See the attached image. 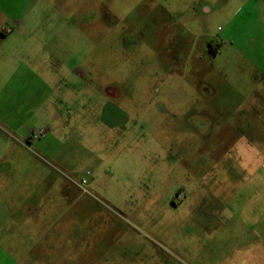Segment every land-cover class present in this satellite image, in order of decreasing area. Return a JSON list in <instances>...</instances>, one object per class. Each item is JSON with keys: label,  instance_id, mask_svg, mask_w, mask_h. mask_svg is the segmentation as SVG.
<instances>
[{"label": "rangeland", "instance_id": "374dc122", "mask_svg": "<svg viewBox=\"0 0 264 264\" xmlns=\"http://www.w3.org/2000/svg\"><path fill=\"white\" fill-rule=\"evenodd\" d=\"M240 1L0 0V264H264Z\"/></svg>", "mask_w": 264, "mask_h": 264}, {"label": "crops", "instance_id": "0c3cea01", "mask_svg": "<svg viewBox=\"0 0 264 264\" xmlns=\"http://www.w3.org/2000/svg\"><path fill=\"white\" fill-rule=\"evenodd\" d=\"M227 27L223 44L237 45L236 56L261 72L264 78V0H241L228 18ZM214 50V54L219 53V48L214 47Z\"/></svg>", "mask_w": 264, "mask_h": 264}, {"label": "trees", "instance_id": "16d2710c", "mask_svg": "<svg viewBox=\"0 0 264 264\" xmlns=\"http://www.w3.org/2000/svg\"><path fill=\"white\" fill-rule=\"evenodd\" d=\"M211 52H215V50H214V46L211 44Z\"/></svg>", "mask_w": 264, "mask_h": 264}]
</instances>
